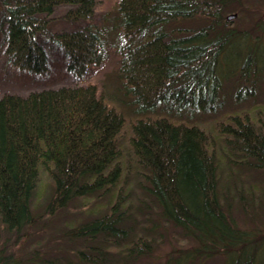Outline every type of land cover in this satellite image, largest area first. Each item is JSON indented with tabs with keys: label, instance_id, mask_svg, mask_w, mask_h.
<instances>
[{
	"label": "trees",
	"instance_id": "obj_1",
	"mask_svg": "<svg viewBox=\"0 0 264 264\" xmlns=\"http://www.w3.org/2000/svg\"><path fill=\"white\" fill-rule=\"evenodd\" d=\"M98 2L0 0L4 53L13 67L47 73L41 39L49 40L79 79L113 48L120 55L115 77L136 111L154 113L126 128L96 84L1 96L0 264H153L162 244L169 247L165 264L219 255L231 256L226 264H255L263 236L244 240L221 172L227 166V177L248 168L264 175V82L257 80L264 81V7L244 0H117L108 25L49 31L58 7H70L62 19L77 24L94 16ZM229 13L242 27H232ZM196 17L206 23L194 30L167 38L160 29ZM235 67L231 97H221L220 72L228 76ZM243 89L255 95L246 109L235 101ZM218 99L238 113L221 114ZM197 111L212 115L211 126L189 120ZM43 177L45 202L36 216L32 201ZM49 218L61 225L28 259L2 257L12 245L31 243Z\"/></svg>",
	"mask_w": 264,
	"mask_h": 264
},
{
	"label": "rangeland",
	"instance_id": "obj_2",
	"mask_svg": "<svg viewBox=\"0 0 264 264\" xmlns=\"http://www.w3.org/2000/svg\"><path fill=\"white\" fill-rule=\"evenodd\" d=\"M117 0H99L94 16L89 21H80L79 23H71L67 22L62 19L64 13L70 8L68 6L58 7L53 15L51 16V23L49 26V31L51 33H59V32H69L89 24L94 25H108L109 21H106V17L110 18L112 13L113 5ZM245 3L248 1L250 4H258L261 7H264V0H244ZM230 14V13H229ZM228 15V14H227ZM236 16L231 19L232 27L236 24L240 27L239 23L235 21ZM206 21L201 18H191L185 20H175L170 23H166L160 29L166 32L167 38L170 36V32L172 33H179L182 31L187 30H194L202 25H204ZM4 26L0 23V97L5 94H15L19 96H26L30 92L39 91L43 89H54L59 87H73L76 85H85V84H96L100 89H104L107 93L106 98L107 102L110 106L115 107L118 111H120L124 117L126 122V128L129 126L131 121L139 116H154V113H149V115H142L137 110L136 103L133 99V96L125 89L124 84L121 80L115 77V72L118 69L120 55L114 52V49H108L109 57L107 60L96 67H88L85 74L82 78H75L71 74H69L65 69V56L61 52L59 48L55 46L49 40L41 39V44L43 48L47 51L48 54V63H49V70L47 73L42 75H33L27 73L25 71H20L19 69L13 67L10 62L8 61V57L4 53L5 48V39H4ZM233 51V50H232ZM244 51H246L244 49ZM242 57V56H241ZM237 62V60H236ZM234 59H232L229 64L227 65V69L233 68V64L236 63ZM231 65V66H230ZM226 67L223 65L220 67L221 70H224ZM237 68L231 70L230 75H226L225 73L222 74L220 72V79H221V86L223 89L221 97L230 98L231 89L233 87L234 82L239 78L237 74ZM226 71V70H225ZM229 73V72H228ZM259 80V84L263 87V79L257 78ZM221 87V88H222ZM264 88V87H263ZM260 89V88H259ZM259 92L258 90H256ZM264 91V89H263ZM240 96L236 98V102L239 103L238 106L241 109H246V105L252 101L255 95H251L248 97L245 89L239 91ZM253 94V93H252ZM263 95V94H262ZM227 98V99H228ZM258 99V97H255ZM262 100V99H261ZM260 100H256L259 102ZM222 100L218 99V104H222ZM233 103V102H232ZM259 104V103H257ZM167 105V104H166ZM222 104L221 109L222 113L231 114L233 111L234 113H238V110H229L227 109L228 106ZM226 106V107H225ZM183 111V116L187 113V110ZM201 112V110H200ZM199 111L194 112L191 117L190 121L195 124H203L205 127H209L210 125V118L211 114L208 112H203L202 115ZM190 113V112H189ZM172 118H174L175 114L172 113ZM185 120V119H184ZM187 121V120H186ZM232 164V163H230ZM222 169H225L224 172H221L222 179L225 184H228L230 187V191L227 192V198L229 202V206L231 208V214L234 220L237 223V226L243 230L242 236L244 240L253 238L256 234L263 236V243H264V175L257 173L253 169L248 168V170H239L238 173L233 174L230 177H227L229 172L227 170V166H223ZM45 183H47L46 177H43L41 180L40 185H38L37 189V200L36 198L33 199V213L36 216H39L43 212V204L45 202V197H42V193ZM235 188L240 189L243 195V199L240 198L239 192L235 191ZM252 192L249 196L246 194ZM247 195V196H246ZM245 205L248 209V212L245 213L243 211L242 206ZM69 219L75 214L67 212ZM68 219V218H67ZM45 221V227L43 230L38 231L34 234L31 238V243L25 245H18V246H10L6 248L5 252L2 253V257L9 255L13 252L14 259H28L31 253L40 247L39 244L43 243V241L48 240V233L53 232L55 226H60L57 218H49ZM247 231H245V230ZM251 231V232H250ZM5 234L2 233L1 235V243L3 241ZM38 237L41 238L40 243H37ZM44 245V243H43ZM180 248L184 247L187 248V244H183L179 246ZM41 248V247H40ZM169 247L167 244H162V246L156 251L155 257L152 261L153 264H165L166 255L168 254ZM233 257V255H232ZM231 258L230 255H219L211 257L210 259L204 260L200 264H226L228 260ZM234 258V257H233ZM255 264H264V244L262 248L259 250L258 255L255 260Z\"/></svg>",
	"mask_w": 264,
	"mask_h": 264
},
{
	"label": "water",
	"instance_id": "obj_3",
	"mask_svg": "<svg viewBox=\"0 0 264 264\" xmlns=\"http://www.w3.org/2000/svg\"><path fill=\"white\" fill-rule=\"evenodd\" d=\"M235 16H236V14H234V13H232V14H228V15L226 16V19H227V20H231V19H233Z\"/></svg>",
	"mask_w": 264,
	"mask_h": 264
}]
</instances>
